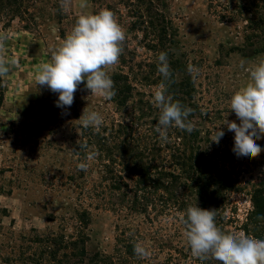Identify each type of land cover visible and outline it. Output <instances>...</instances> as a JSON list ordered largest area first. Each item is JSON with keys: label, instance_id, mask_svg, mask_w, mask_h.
<instances>
[{"label": "trees", "instance_id": "1", "mask_svg": "<svg viewBox=\"0 0 264 264\" xmlns=\"http://www.w3.org/2000/svg\"><path fill=\"white\" fill-rule=\"evenodd\" d=\"M55 1L56 17L61 23L64 14L59 0ZM249 1L250 9L244 11L257 17L247 21L246 40L261 44L255 53H264V0ZM168 2L93 0L96 13L102 9L112 11L126 34L119 63L108 70L116 93L110 101L113 113L104 120L99 132L81 127L79 136L71 141L70 155L76 163L85 157L78 143L98 151L95 159L85 161L93 164L98 179L93 180L86 191L82 183L85 171H78L76 164L67 177L68 184L79 180L78 188L85 199L74 208L72 223L64 220L58 233L43 235L31 231L30 236L21 237L22 244L4 259L5 263L152 264L157 250H161L156 249L154 242L164 237L154 236L152 245L145 246L150 255L139 259L134 253V244L144 242L146 237L139 229L130 227L116 226L115 245L110 254L90 255L87 252L88 237L84 232L90 223V214L85 207L93 204L123 215L126 221L142 218L151 225L162 218L179 219L181 212L197 206L214 210L215 222L224 232L229 196L245 194L250 209L241 230L264 240V172L257 177H242L250 163L247 157H237L233 152L234 135L225 128L219 144L211 141L221 114L195 101L197 89L187 71L188 62L178 57L175 50L178 32L167 17ZM33 7V0H0V19H19L25 23L23 29L31 30L37 25L29 11ZM61 36L65 38L64 31ZM161 52L167 53L172 73L168 94L174 102L179 101L193 110L189 120L194 131L188 133L170 128L167 141H162L155 131L159 110L152 103L153 92L162 80L157 71ZM78 89L86 90L84 84ZM4 94L3 79H0V109ZM259 160L264 164V156ZM87 200L90 203H86ZM68 225L73 230L71 234L65 232ZM206 264L218 262L210 260Z\"/></svg>", "mask_w": 264, "mask_h": 264}, {"label": "rangeland", "instance_id": "2", "mask_svg": "<svg viewBox=\"0 0 264 264\" xmlns=\"http://www.w3.org/2000/svg\"><path fill=\"white\" fill-rule=\"evenodd\" d=\"M33 2L29 11L37 25L31 30L23 29L25 23L19 19H0V33L8 36L4 54L18 62L3 79L5 94L0 109V264H7L4 259L18 250L21 237L30 236L31 231L58 233L64 220L72 223L74 208L85 199L78 188L79 180L72 184L67 180L77 164L70 152L71 141L82 127L79 119L85 108L99 112L104 120L114 111L110 101L82 89L75 92L70 108H58V94L36 86L34 81L37 67L49 61L51 51L64 40L61 33L64 31L66 37L83 12L96 13L93 0H87L85 9L79 7L80 0H72L69 10L63 11L61 23L56 17L55 0ZM168 4L167 17L178 32L177 56L199 69L195 78L191 76L197 89L195 101L212 112L219 111L222 119L217 121L218 127L229 110L230 97L247 85L250 71L264 62V53H255L261 44L246 40L247 21L257 16L244 11L250 9L249 0H169ZM227 119L240 123L233 112ZM256 143L261 154L248 158L250 164L242 177H257L264 172L259 160L264 156V138ZM88 166L82 180L86 191L98 179L93 164ZM228 201L224 232H242L250 201L245 194H231ZM85 208L90 214L84 232L90 255L110 254L116 226H120L139 229L146 237L144 246L152 245L154 236L164 237L154 242L161 250H157L152 264L200 263L191 256L179 219L162 218L151 225L142 218L126 221L123 215L95 204ZM65 232L71 234L73 230L68 225Z\"/></svg>", "mask_w": 264, "mask_h": 264}, {"label": "clouds", "instance_id": "3", "mask_svg": "<svg viewBox=\"0 0 264 264\" xmlns=\"http://www.w3.org/2000/svg\"><path fill=\"white\" fill-rule=\"evenodd\" d=\"M71 3L72 0H59L60 9L68 11ZM79 7L85 9L87 0H80ZM7 39L6 33H0V79L6 78L18 64L14 57L4 54ZM125 39L126 34L112 11L83 12L64 40L51 51L49 61L37 67L34 75L36 86L47 87L57 93L56 107L62 109L72 106L80 84H84L91 96L111 101L116 93L108 70L119 63ZM157 59V71L162 80L152 95V103L159 110L155 131L162 141H167L170 128L188 133L194 131L189 120L193 110L182 106L179 101L174 102L168 94L172 73L167 53L161 52ZM187 71L193 78L199 74V69L192 64L188 65ZM228 105L223 123L213 130L211 141L219 144L225 134L222 129L226 127L234 132L233 152L237 157H258L262 149L256 141L264 138V62L250 71L249 82L230 97ZM229 112L235 113L239 124L227 119ZM79 122L84 129L91 127L99 132L104 118L99 112H88L85 108ZM78 145L85 151V157L77 163V170L86 172L88 164L85 161L95 159L99 153L86 144ZM179 222L191 256L200 264L210 260L218 264H264V240L244 232L224 233L215 222L214 210L190 206L179 214ZM133 250L139 259L150 255L142 242H136Z\"/></svg>", "mask_w": 264, "mask_h": 264}]
</instances>
